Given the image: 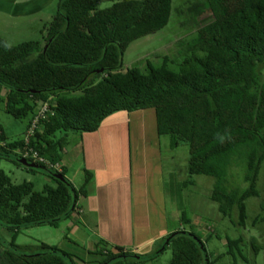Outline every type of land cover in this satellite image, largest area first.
<instances>
[{"label": "trees", "instance_id": "1", "mask_svg": "<svg viewBox=\"0 0 264 264\" xmlns=\"http://www.w3.org/2000/svg\"><path fill=\"white\" fill-rule=\"evenodd\" d=\"M101 1L58 0L55 14L43 28L42 46L38 41L11 45L0 37V109L16 120L28 119L17 138L0 125V159L44 170L55 184L36 192L31 182L15 184L0 170V226L11 234L9 247L0 250V264H77L78 256L57 246L21 245L15 240L22 229L57 228L78 213L76 203L85 196L92 174L84 170L83 185L76 189L59 167L69 134L94 132L116 112L153 109L158 135H167L172 148L188 146L189 177L214 178L209 197L233 225L246 226L245 201L259 197L257 182L264 159V82L260 81L264 0L198 1L189 12L197 19L201 14L197 7H203L208 21L185 44L176 68L163 56L159 66L148 65L145 73L137 68L123 71V53L134 40L167 25L171 0H109L111 6L99 9ZM43 104L47 108L26 140ZM27 151L29 156L23 157ZM20 159L43 169L23 165ZM242 164L245 189L229 185L230 169ZM186 183L191 181L182 184ZM259 209L252 226L264 222V199ZM182 221L190 223L183 214ZM241 240L229 239L227 245L236 246ZM160 241V250L139 255L98 239L92 253L97 259L89 263L121 264L113 263L120 258L125 264H144L168 247L169 264L214 263L205 241L191 229H177ZM249 241L253 256L264 249V241Z\"/></svg>", "mask_w": 264, "mask_h": 264}, {"label": "rangeland", "instance_id": "2", "mask_svg": "<svg viewBox=\"0 0 264 264\" xmlns=\"http://www.w3.org/2000/svg\"><path fill=\"white\" fill-rule=\"evenodd\" d=\"M200 0H171L172 15L167 25L161 30L138 38L131 42L125 49L121 68L126 71L130 68H137L141 72H147V66L156 68L160 65L163 56L169 58V65L176 68V63L185 52V44L193 37L197 27L207 22L208 15L203 7H197L201 14L195 16L189 12ZM58 0H49V3L42 9L30 16L17 18L8 17L0 13V37L6 39L11 45H18L28 41H38L44 45V26L52 19L57 9ZM112 2L104 0L99 2L98 8L105 9L111 6ZM6 16V17H3ZM261 82H264V69L261 71ZM2 93L0 92V95ZM28 119L16 120L0 109V125L7 135L17 138L23 135ZM75 137L69 134V138ZM72 145L67 146L70 149ZM161 148L165 166L166 197L168 210L171 217L178 213L184 220H189V224H183L185 230H192L205 241V246L210 254L213 264H264V249L253 256L250 247V239L262 244L264 241V222L252 226L253 218L260 213L259 203L264 199V159L259 172L257 190L259 197L246 199L247 220L245 227L233 225L228 218L222 217L217 210V203L210 199V193L214 185V178L205 175H192L189 177L187 171L188 146L184 143L177 147H171L169 137L161 135ZM65 152V151H64ZM69 152V150H68ZM68 159H71V163ZM78 162L77 154L63 153L61 164L66 165L68 175ZM37 169V168H36ZM0 170L6 173L13 183L19 184L29 181L33 184V189L40 192L45 185L54 186L49 173L44 170H30L24 166H17L11 161L0 159ZM229 185L245 189L247 187L243 176L245 166L242 164L233 167L229 171ZM170 173H173L171 177ZM74 177V176H73ZM78 185L76 178L70 180ZM174 179L179 182L191 181L185 185H176ZM235 212V211H234ZM232 213L235 218L236 213ZM233 218V219H234ZM170 223L175 219L170 218ZM80 222V221H79ZM68 221H62L57 228L51 226H38L22 229L16 237L15 242L21 245H35L45 243L57 246L71 254L78 256L77 264H91L90 260H95V256L90 255L95 251L93 230L86 228L80 223L69 226ZM241 237L242 240L236 246L228 247L227 240ZM11 240L9 231L0 226V250L7 249ZM162 241L155 243L154 250H160ZM158 252V251H157ZM220 256V257H219ZM219 257L217 260H215ZM172 258L171 249L168 247L151 261L144 264H169ZM99 259V258H98ZM129 258L127 261H132ZM125 264V261L117 258L113 263Z\"/></svg>", "mask_w": 264, "mask_h": 264}, {"label": "crops", "instance_id": "3", "mask_svg": "<svg viewBox=\"0 0 264 264\" xmlns=\"http://www.w3.org/2000/svg\"><path fill=\"white\" fill-rule=\"evenodd\" d=\"M48 3L0 0V13L12 18L30 16ZM74 135L68 137L66 147H72H65L64 153L75 152L79 163L70 176L66 165L60 163L59 167L76 189L83 185L84 170L92 174V179L85 196L78 198V213L72 215L69 226L78 222L91 227L94 244L102 239L139 255L153 253L155 243L182 229V216L175 213L172 218L168 210L161 136L153 109L116 112L96 131ZM70 178H76L78 185ZM174 183L183 182L174 179ZM170 218L176 221L170 223Z\"/></svg>", "mask_w": 264, "mask_h": 264}, {"label": "built area", "instance_id": "4", "mask_svg": "<svg viewBox=\"0 0 264 264\" xmlns=\"http://www.w3.org/2000/svg\"><path fill=\"white\" fill-rule=\"evenodd\" d=\"M46 108H47V104H43V105L40 107V109H39L37 115H36V116L34 117V119L32 120V122H31V124H30V127L28 128V130H27V132H26V134H25V139H26V140H27V138L30 136V134L32 133L33 128H34L36 122L38 121V119H39L40 117L43 116V113L45 112ZM26 156H29V151L23 153V157H26ZM32 156H33V158H37L35 153H32ZM39 160L42 161L41 159H39Z\"/></svg>", "mask_w": 264, "mask_h": 264}, {"label": "water", "instance_id": "5", "mask_svg": "<svg viewBox=\"0 0 264 264\" xmlns=\"http://www.w3.org/2000/svg\"><path fill=\"white\" fill-rule=\"evenodd\" d=\"M19 161H20V163H22L23 165H26L28 167H31V168H42L43 169L42 166H39L36 163L27 162L25 159H20ZM54 177L57 178V179H61L62 178L61 175H59V174H54ZM104 264H106V263H104Z\"/></svg>", "mask_w": 264, "mask_h": 264}]
</instances>
